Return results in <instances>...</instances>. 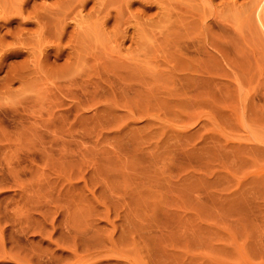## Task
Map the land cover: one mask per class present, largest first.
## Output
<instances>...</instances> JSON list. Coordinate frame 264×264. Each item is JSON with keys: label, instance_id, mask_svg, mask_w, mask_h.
Here are the masks:
<instances>
[{"label": "rangeland", "instance_id": "obj_1", "mask_svg": "<svg viewBox=\"0 0 264 264\" xmlns=\"http://www.w3.org/2000/svg\"><path fill=\"white\" fill-rule=\"evenodd\" d=\"M0 230V264H264V0H0Z\"/></svg>", "mask_w": 264, "mask_h": 264}, {"label": "bare ground", "instance_id": "obj_2", "mask_svg": "<svg viewBox=\"0 0 264 264\" xmlns=\"http://www.w3.org/2000/svg\"><path fill=\"white\" fill-rule=\"evenodd\" d=\"M79 14H80V13H79ZM80 18H81V17H79V20H81ZM79 20H78V21H79ZM77 23H78V22H77ZM78 24H79V23H78ZM77 26H78V25H77ZM18 164H19V163H18ZM18 164H17V165H18ZM11 171H13V170H11ZM14 171H15V170H14ZM12 173H15V174H16V172H12ZM15 177L17 178V175H16ZM17 180H19V179H17ZM17 180H16V181H17ZM16 181H15V183H17ZM20 199H21V198H20ZM26 203H27V201H26ZM12 208H13V207H12ZM15 209H16V208H15ZM16 213H17V212H16ZM15 219H16V218H15ZM20 230H21V229H20ZM1 234H2V232H1V230H0V235H1ZM69 234H70V233H69ZM0 237H2V235H1ZM0 239H1V240H0V263H1V261H3V260L6 259V258L8 259V257H10V256H7V253H5V251H3V245H2V244H3V240H2V238H0ZM12 239H13V238H12ZM4 241H5V240H4ZM56 245H57V243H56ZM57 246H58V245H57ZM70 249H71V248H70ZM73 249H74V248H73ZM97 249H98V248H97ZM99 249H100V248H99ZM101 249H103V248H101ZM62 250H63V249H62ZM93 250H94V249H93ZM110 250H111V249H110ZM113 250H115V249H112L111 252H114ZM64 251H65V250H64ZM68 251H69V250H68ZM85 251L87 252V250H85ZM88 251L91 252L89 249H88ZM108 251H109V250H108ZM7 252H8V250H7ZM44 252H45V251H44ZM111 252L109 251L108 253H111ZM115 252H116V251H115ZM68 253H70V254L72 255V257H73V259H74V261H72V263H74V264H85L86 261H88V260L90 261L91 258H88V257H91V255H92V253H91V254L88 253V254H86L85 256H84V255H81V254H78V253H77V250L75 251V249L69 251ZM95 253H99V252H96V251H95ZM108 253H107V254H108ZM9 254H10V253H8V255H9ZM47 254H48V253H47ZM93 254H94V253H93ZM114 254H116V253H114ZM41 255H42V254H41ZM45 255H46V254H44L43 256H45ZM52 255H53V254H52ZM66 255H67V254H65V256H63L62 258L67 257ZM95 255H96V254H95ZM98 255H99V254H98ZM105 255H106V254H105ZM37 256H38V254H37ZM48 256H50V254H49ZM110 256H111V255H110ZM110 256H109V257H110ZM14 257H15V255H14ZM68 257H70V256H68ZM68 257H67V258H68ZM94 257H95V256H94ZM97 257H98V256H97ZM97 257H96V258H97ZM107 257H108V256H107ZM15 258H16V257H15ZM17 258H18V257H17ZM34 258H35V257H34ZM45 258H46V257H45ZM48 258H49V257H48ZM21 259H22V258H21ZM38 259H39V258H38ZM50 259H54V257L52 258V256H51ZM8 260H9V259H8ZM47 260H48V259H47ZM97 260H98V258H97ZM37 261H38V260H37ZM53 261H54V260H51V261L49 260V261H47V263H46V262H45V263H46V264H57V262H58V260H57V262L54 261V263H53ZM61 261H64V260H61ZM94 261H95V260H94ZM94 261H93V262H94ZM91 262H92V261H91ZM19 263H20V262H19ZM43 263H44V262H43ZM64 263H65V262H64ZM61 264H62V263H61Z\"/></svg>", "mask_w": 264, "mask_h": 264}]
</instances>
